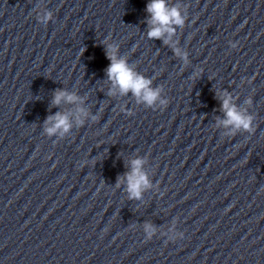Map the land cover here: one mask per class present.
I'll use <instances>...</instances> for the list:
<instances>
[{
    "label": "water",
    "instance_id": "1",
    "mask_svg": "<svg viewBox=\"0 0 264 264\" xmlns=\"http://www.w3.org/2000/svg\"><path fill=\"white\" fill-rule=\"evenodd\" d=\"M149 2L0 0V264H264V0H168L187 67L147 38ZM106 41L165 110L108 95ZM61 89L83 104L53 106ZM225 91L254 133L224 135ZM77 107L98 119L77 127ZM57 112L63 138L45 134ZM135 159L151 186L129 199Z\"/></svg>",
    "mask_w": 264,
    "mask_h": 264
},
{
    "label": "clouds",
    "instance_id": "2",
    "mask_svg": "<svg viewBox=\"0 0 264 264\" xmlns=\"http://www.w3.org/2000/svg\"><path fill=\"white\" fill-rule=\"evenodd\" d=\"M146 12L148 14L147 24L149 26L147 38L160 40L187 67L190 63L188 53L182 50L179 43L174 40L176 29H183L185 26L187 10L181 4L170 6L168 0H150L146 5ZM52 19L53 14L50 11L37 12V21L40 24L47 25ZM105 43V55L110 62L106 69V75L111 84L108 95L127 96L130 93L138 103L148 108L160 111L165 110L168 101L162 98L163 89L160 87L153 88L151 79L135 71L134 67L128 63L127 58L119 56L118 45L108 43L107 41ZM230 47L234 49L236 48V44L230 43ZM200 72V69L194 70L193 79L198 78ZM220 98L221 110L225 116V119L220 121V126L228 129L224 135L229 137L234 136L239 131H245L249 134L254 133V118L247 114L246 111L238 109L233 103V97L226 91L220 94ZM62 103L80 105L83 104V100L74 93L61 89L54 93L52 105L58 107ZM251 103V98L245 100L246 105L250 106ZM121 110L123 111L124 109ZM72 116L73 114L71 113L66 114L62 112L49 116L45 121V134L49 137L57 136L59 138L68 135L73 128V119L70 118ZM86 119H91L95 122L98 117L91 116L82 107H77L74 113L75 125L77 127L83 126ZM144 163L143 159L132 160L130 165L131 170L124 177L129 199L142 198L144 190L151 186L147 174L143 171ZM144 235L147 240H151L157 235V232L151 225H146ZM160 235L166 236L170 241L183 238V233L177 232L175 227Z\"/></svg>",
    "mask_w": 264,
    "mask_h": 264
}]
</instances>
